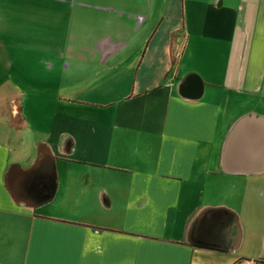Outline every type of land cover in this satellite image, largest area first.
<instances>
[{
	"label": "crops",
	"instance_id": "1",
	"mask_svg": "<svg viewBox=\"0 0 264 264\" xmlns=\"http://www.w3.org/2000/svg\"><path fill=\"white\" fill-rule=\"evenodd\" d=\"M0 54L40 66L0 100V264H264V168L223 164L264 0H0Z\"/></svg>",
	"mask_w": 264,
	"mask_h": 264
},
{
	"label": "water",
	"instance_id": "2",
	"mask_svg": "<svg viewBox=\"0 0 264 264\" xmlns=\"http://www.w3.org/2000/svg\"><path fill=\"white\" fill-rule=\"evenodd\" d=\"M43 157V154L38 153L37 159L28 170L32 171L42 164ZM223 160L227 169L236 172H255L263 169L264 119L253 115L238 119L225 142ZM45 161L47 162V158Z\"/></svg>",
	"mask_w": 264,
	"mask_h": 264
},
{
	"label": "rangeland",
	"instance_id": "3",
	"mask_svg": "<svg viewBox=\"0 0 264 264\" xmlns=\"http://www.w3.org/2000/svg\"><path fill=\"white\" fill-rule=\"evenodd\" d=\"M20 31H17L18 35H22L19 34ZM20 37V36H17ZM5 43V46L7 44V42H2V44ZM15 50L14 53L17 54L19 52V54H22V48H18L15 46ZM2 58V54H0V59ZM19 61V64L21 65L20 67V72H15L14 69L18 66L14 65L11 67L10 73H8L7 71V60H4L3 58L0 60V100H3L4 98L7 97V95L9 94V90L8 89H13V87H17L18 89H22V88H34L33 86V81H32V76H31V70L36 69V68H40L39 64H36L34 61H23V60H18L17 59V63ZM23 70V71H22Z\"/></svg>",
	"mask_w": 264,
	"mask_h": 264
},
{
	"label": "built area",
	"instance_id": "4",
	"mask_svg": "<svg viewBox=\"0 0 264 264\" xmlns=\"http://www.w3.org/2000/svg\"><path fill=\"white\" fill-rule=\"evenodd\" d=\"M230 264H248V260H246V259H235Z\"/></svg>",
	"mask_w": 264,
	"mask_h": 264
}]
</instances>
